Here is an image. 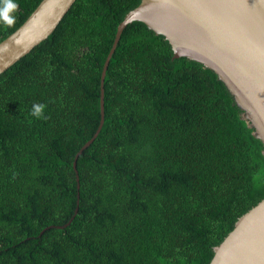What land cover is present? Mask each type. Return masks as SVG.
<instances>
[{
    "label": "trees",
    "instance_id": "obj_1",
    "mask_svg": "<svg viewBox=\"0 0 264 264\" xmlns=\"http://www.w3.org/2000/svg\"><path fill=\"white\" fill-rule=\"evenodd\" d=\"M42 1L16 0L0 43ZM141 1L77 0L0 76V264H210L264 199V144L234 97L142 22L111 59L78 189L105 61Z\"/></svg>",
    "mask_w": 264,
    "mask_h": 264
},
{
    "label": "water",
    "instance_id": "obj_2",
    "mask_svg": "<svg viewBox=\"0 0 264 264\" xmlns=\"http://www.w3.org/2000/svg\"><path fill=\"white\" fill-rule=\"evenodd\" d=\"M76 1L43 0L0 43V76L46 41ZM134 22H142L155 34L164 36L172 46L174 59L185 57L212 70L234 97L242 118L264 144V0H142L118 26L105 61L100 124L92 139L76 155L73 165L78 189L77 161L96 140L105 123L107 70L123 32ZM73 219L56 228H66ZM50 228L53 227L46 230ZM210 264H264V199L242 215L233 230L214 247Z\"/></svg>",
    "mask_w": 264,
    "mask_h": 264
},
{
    "label": "clouds",
    "instance_id": "obj_3",
    "mask_svg": "<svg viewBox=\"0 0 264 264\" xmlns=\"http://www.w3.org/2000/svg\"><path fill=\"white\" fill-rule=\"evenodd\" d=\"M18 8L16 0H0V25L12 26L15 24L16 16L14 13ZM46 105L44 103H34L31 108L33 117H42Z\"/></svg>",
    "mask_w": 264,
    "mask_h": 264
}]
</instances>
